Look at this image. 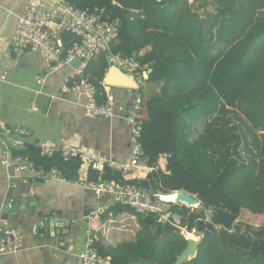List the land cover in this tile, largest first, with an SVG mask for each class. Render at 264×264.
<instances>
[{
	"label": "trees",
	"instance_id": "16d2710c",
	"mask_svg": "<svg viewBox=\"0 0 264 264\" xmlns=\"http://www.w3.org/2000/svg\"><path fill=\"white\" fill-rule=\"evenodd\" d=\"M67 1L115 21L109 52L141 65L142 154L121 170L65 157L60 149L45 154L36 142L21 143L14 153L44 173L58 170L65 181L187 191L197 207L150 201L169 207L186 232L198 236L195 256L181 264H264V0ZM60 36L65 48L80 40L68 31ZM106 54L89 60L82 73L100 103L106 100ZM145 84L157 86L156 95ZM11 134L9 139L17 137ZM123 213L136 219L132 239L115 245L93 239L112 264H172L186 246L178 227L126 204L110 205L90 226L97 230Z\"/></svg>",
	"mask_w": 264,
	"mask_h": 264
},
{
	"label": "crops",
	"instance_id": "0c3cea01",
	"mask_svg": "<svg viewBox=\"0 0 264 264\" xmlns=\"http://www.w3.org/2000/svg\"><path fill=\"white\" fill-rule=\"evenodd\" d=\"M26 1L0 0V124L15 128L19 143L43 142L53 150L80 146L125 160L131 132L123 117L130 110V91L109 88L117 116H87L85 98L61 92L72 72L69 64L50 70L41 53L12 46ZM144 86L149 94L158 92L157 86ZM110 199V194L97 195L73 181L26 178L0 165V224L22 236L18 251L0 253V264H80L88 235L85 216ZM99 229L91 231L94 238Z\"/></svg>",
	"mask_w": 264,
	"mask_h": 264
},
{
	"label": "built area",
	"instance_id": "2783aa9c",
	"mask_svg": "<svg viewBox=\"0 0 264 264\" xmlns=\"http://www.w3.org/2000/svg\"><path fill=\"white\" fill-rule=\"evenodd\" d=\"M27 0L18 16L16 28L12 36L11 44L15 49H28L42 54L50 70H57L67 65L70 60L79 58L77 68L64 80L61 92H74L85 98L84 113L89 117L112 118L117 116L115 100L110 87L105 86L106 100L98 102L97 89L86 77L82 76L86 63L94 59L100 52H107L106 58L109 65H115L126 73H133L138 77L141 68L140 63L133 56H125L109 52L111 43L116 40L117 23L101 19V10L88 12L71 5L67 0ZM68 31L79 37L75 42L65 48L61 40V32ZM138 81L140 82L139 78ZM130 91V110L123 117L130 127V152L127 158L121 162L97 155L90 149L80 146H70L62 150L65 157H78L83 161L106 163L109 166L129 170L142 154L139 142L140 120L138 112L141 109L140 94L138 89L127 88ZM13 130V131H11ZM16 134L15 128L0 124V165L13 168L22 172L26 178H51L65 181L56 169L44 173L34 168L27 156L14 153L18 147L17 137L9 139ZM43 153L50 154L53 149L45 143H37ZM90 189L95 194H110V202L101 205L89 212L85 219L88 222V235L85 239L84 250L79 254L80 264H112L108 257L100 255L93 244L94 236L91 234L90 221L97 215L105 213L110 205L121 203L133 207L142 214H154L160 223H169L178 227L180 231H186L180 224V217L168 208H162L152 202V199L164 203H176L169 200L168 195L177 193L178 190L168 194L160 192L150 193L147 189L136 186H122L113 182H78ZM177 204V203H176ZM179 205V204H178ZM197 207L196 205H183ZM121 215H124L121 214ZM182 233V232H181ZM22 244L21 234L0 224V253H13L20 249Z\"/></svg>",
	"mask_w": 264,
	"mask_h": 264
},
{
	"label": "water",
	"instance_id": "95a60500",
	"mask_svg": "<svg viewBox=\"0 0 264 264\" xmlns=\"http://www.w3.org/2000/svg\"><path fill=\"white\" fill-rule=\"evenodd\" d=\"M80 63L79 58H74L69 61V65L72 68H77ZM151 69H148L142 73L143 79H147ZM102 83L110 88H133L139 89L140 82L138 81V77L133 73H126L123 70L119 69L115 65H109L103 79ZM177 200L176 203L179 205H199V201L197 197L187 191L179 190L176 193ZM18 203V202H17ZM198 240L193 241L186 239V246L182 249L179 255L175 258L172 264H181L182 262L192 258L196 254ZM190 253H192L190 255Z\"/></svg>",
	"mask_w": 264,
	"mask_h": 264
},
{
	"label": "rangeland",
	"instance_id": "374dc122",
	"mask_svg": "<svg viewBox=\"0 0 264 264\" xmlns=\"http://www.w3.org/2000/svg\"><path fill=\"white\" fill-rule=\"evenodd\" d=\"M136 229L137 222L134 216L129 214L113 215L112 217L106 219L100 226L98 238L105 245H115L121 241L132 239ZM180 232L184 235L185 231ZM184 236H186V239H198V236L192 232ZM191 254L192 253H190V255Z\"/></svg>",
	"mask_w": 264,
	"mask_h": 264
},
{
	"label": "bare ground",
	"instance_id": "6f19581e",
	"mask_svg": "<svg viewBox=\"0 0 264 264\" xmlns=\"http://www.w3.org/2000/svg\"><path fill=\"white\" fill-rule=\"evenodd\" d=\"M168 199L169 200H177V195H176V193L173 195V194H171V195H168ZM185 233V232H184ZM190 232H186L185 233V235H187V234H189ZM189 240H193V241H196V239H194V238H189Z\"/></svg>",
	"mask_w": 264,
	"mask_h": 264
},
{
	"label": "clouds",
	"instance_id": "9594fccd",
	"mask_svg": "<svg viewBox=\"0 0 264 264\" xmlns=\"http://www.w3.org/2000/svg\"><path fill=\"white\" fill-rule=\"evenodd\" d=\"M179 191V190H178Z\"/></svg>",
	"mask_w": 264,
	"mask_h": 264
}]
</instances>
